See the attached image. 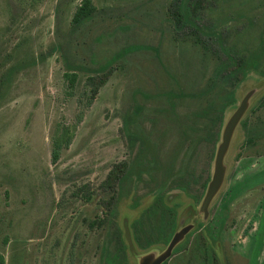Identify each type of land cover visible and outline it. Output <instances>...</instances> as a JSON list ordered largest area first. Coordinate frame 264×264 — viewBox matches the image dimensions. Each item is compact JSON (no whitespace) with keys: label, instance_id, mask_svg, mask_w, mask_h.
Masks as SVG:
<instances>
[{"label":"rangeland","instance_id":"rangeland-1","mask_svg":"<svg viewBox=\"0 0 264 264\" xmlns=\"http://www.w3.org/2000/svg\"><path fill=\"white\" fill-rule=\"evenodd\" d=\"M80 1L0 0L3 264H99L105 231L90 223L117 196L116 223L129 262L160 254L167 245H139L132 223L161 183L166 195H179L176 230L203 221L222 243L225 264H264V130L248 141L253 123H264V74L243 77L236 70L228 84L234 103L210 121L198 92L215 69V54L226 57L212 40L210 52L193 43L213 29L231 55H247L264 37V0H201L197 28L175 24V0H91L94 17L72 29ZM56 44L63 49L51 52ZM63 51L95 68L120 58L93 93L88 70L70 88ZM245 96L223 182L205 216L200 205L223 128ZM64 125L73 137L52 162V139ZM139 155L151 175L123 174ZM189 203L195 212L184 216ZM178 255L184 252L166 264Z\"/></svg>","mask_w":264,"mask_h":264},{"label":"trees","instance_id":"trees-1","mask_svg":"<svg viewBox=\"0 0 264 264\" xmlns=\"http://www.w3.org/2000/svg\"><path fill=\"white\" fill-rule=\"evenodd\" d=\"M174 6L172 17L177 26L189 25L194 28L198 27L196 22L198 20L197 14L202 9L201 0H175ZM95 12L96 7L91 0H81L72 16L71 28H78L84 22L92 19ZM210 33H212V35L206 37V40L195 38L193 43L202 47L205 51L210 52L211 48L209 47V41L212 40L226 57L222 58L215 54V60H217L215 69L210 78L207 79L204 89L198 92L202 98L206 99L204 109L207 110V113L213 114L214 117L209 118V120L212 121L215 117L221 119L224 112L235 101L234 92L232 89H228V84L236 78V70L241 73L243 77L252 71H258L264 74L262 68L264 62V37L259 41L258 46L250 50L247 55L243 57H234L224 48L220 36L216 34L213 29H210ZM212 37L214 38L211 39ZM63 47V44L53 45L51 52L59 49L62 50ZM62 55L67 68L64 77L70 88H73L76 83L78 73L88 70L90 73L92 72V74H94L88 75V80L93 86V93L97 91L99 86L104 84L108 75L107 70H110L108 68L120 58L118 55L116 59L112 58L103 66L95 68L72 60L69 53L65 54V51H63ZM42 57L44 58L46 55ZM40 59L42 58L40 57ZM230 65H234L235 69H228ZM17 68L18 67L13 66L11 70H16ZM179 92L183 93L182 90ZM173 95V92L168 91V97ZM260 126H262V128H260ZM260 129L264 130V123H262V121L253 123L249 129V142L261 137ZM131 135L133 138L139 139L144 145V139L141 136L136 133ZM217 136L218 134H215L214 141L217 140ZM72 137L73 130L66 125L60 127L56 131L52 139V162H56L59 159L60 151L70 144ZM146 165L147 162L145 159L139 155L136 162H134L128 170H125L123 174H130L135 171L139 177L145 171L151 175L148 171L150 169H146ZM113 174L114 170H112L108 176L111 177ZM118 179H120V177ZM161 184L162 185L156 187L152 201L142 210V216L135 219L132 223L135 240L143 247H146V245L150 246L154 243L167 245L176 230V215L179 203L173 202L176 198L178 199L179 195H166L164 192L166 183ZM232 197L233 196L230 194L229 198ZM118 198V196L117 198L110 197L108 202L104 203L105 210L103 216L100 217L96 215L90 223L91 226L97 225L105 231L99 249V264H131L128 259V251L123 234L116 223ZM227 201H224V203L227 204ZM136 204L138 203L136 202ZM194 212V204L189 203L185 209L184 216H191ZM193 225L194 228L186 234L184 239L177 244L172 251V254L184 252V255H178L176 260L172 261L170 264H225L221 254L222 243L212 236L210 225L199 220H195V224ZM167 261L168 259L162 264H166ZM0 264H3L2 258H0Z\"/></svg>","mask_w":264,"mask_h":264},{"label":"water","instance_id":"water-1","mask_svg":"<svg viewBox=\"0 0 264 264\" xmlns=\"http://www.w3.org/2000/svg\"><path fill=\"white\" fill-rule=\"evenodd\" d=\"M247 100H248V96H245L241 100L239 106L233 112V114L228 119L227 123L223 128L221 135V142L217 147L214 158L213 173L200 205V211L204 212L205 216L207 215V210L211 200L213 199V197L219 190L220 186L222 185L224 178L223 160L228 150L235 127L246 110ZM192 228H193V224H187L181 227L179 230H176L173 233L170 241L168 242L163 252H161L158 255L145 254L140 258L138 264H162L165 260H167L171 256L175 246L184 239L186 234L190 232Z\"/></svg>","mask_w":264,"mask_h":264}]
</instances>
